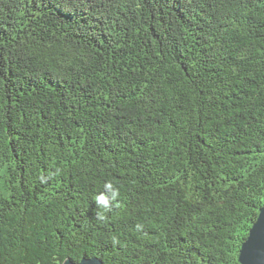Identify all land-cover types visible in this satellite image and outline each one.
I'll list each match as a JSON object with an SVG mask.
<instances>
[{
  "label": "trees",
  "instance_id": "trees-1",
  "mask_svg": "<svg viewBox=\"0 0 264 264\" xmlns=\"http://www.w3.org/2000/svg\"><path fill=\"white\" fill-rule=\"evenodd\" d=\"M263 206L264 0H0V264H241Z\"/></svg>",
  "mask_w": 264,
  "mask_h": 264
},
{
  "label": "water",
  "instance_id": "water-1",
  "mask_svg": "<svg viewBox=\"0 0 264 264\" xmlns=\"http://www.w3.org/2000/svg\"><path fill=\"white\" fill-rule=\"evenodd\" d=\"M239 261L241 264H264V206L260 209L247 240L242 244ZM63 264H107L99 257L84 256L75 262L68 258Z\"/></svg>",
  "mask_w": 264,
  "mask_h": 264
},
{
  "label": "clouds",
  "instance_id": "clouds-1",
  "mask_svg": "<svg viewBox=\"0 0 264 264\" xmlns=\"http://www.w3.org/2000/svg\"><path fill=\"white\" fill-rule=\"evenodd\" d=\"M104 191L94 196V204L96 208L108 210L111 207V202L120 196V190L111 181H105L103 185ZM99 218L103 219L102 216Z\"/></svg>",
  "mask_w": 264,
  "mask_h": 264
}]
</instances>
